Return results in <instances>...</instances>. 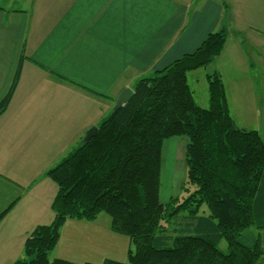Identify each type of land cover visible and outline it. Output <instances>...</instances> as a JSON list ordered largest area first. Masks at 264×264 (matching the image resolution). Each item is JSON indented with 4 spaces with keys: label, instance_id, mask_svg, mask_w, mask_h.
Here are the masks:
<instances>
[{
    "label": "crops",
    "instance_id": "1",
    "mask_svg": "<svg viewBox=\"0 0 264 264\" xmlns=\"http://www.w3.org/2000/svg\"><path fill=\"white\" fill-rule=\"evenodd\" d=\"M228 9L227 0H0V104L23 59L11 103L0 115V217L7 212L0 222V264L22 259L27 237L54 222L58 188L47 172L111 116L126 89L194 54L210 34L227 33ZM260 29H250L262 37L251 47L264 64V24ZM239 45L226 68L220 65L225 47L213 64L188 74L194 98L190 79L203 75L207 81L201 108L209 106L208 76L214 73L225 84L231 114V93L244 100L254 91L257 68L264 96V68L250 62L243 38ZM247 232L262 239L264 251V230ZM243 237L245 245H256Z\"/></svg>",
    "mask_w": 264,
    "mask_h": 264
},
{
    "label": "trees",
    "instance_id": "2",
    "mask_svg": "<svg viewBox=\"0 0 264 264\" xmlns=\"http://www.w3.org/2000/svg\"><path fill=\"white\" fill-rule=\"evenodd\" d=\"M227 41L225 31L210 34L194 54L137 81L133 97L98 127L97 137L47 172L58 188L55 220L27 237L23 258L14 264H73L50 260L61 230L68 221L92 223L101 214L110 217L114 233L130 240V264L260 263L261 246L240 238L252 228L264 230V140L237 126L218 73L208 76L206 109L188 83V74L213 64ZM22 64L0 115L11 103ZM175 138L187 140L186 197L164 205L162 154ZM203 206L209 214L201 215Z\"/></svg>",
    "mask_w": 264,
    "mask_h": 264
},
{
    "label": "rangeland",
    "instance_id": "3",
    "mask_svg": "<svg viewBox=\"0 0 264 264\" xmlns=\"http://www.w3.org/2000/svg\"><path fill=\"white\" fill-rule=\"evenodd\" d=\"M227 2L229 9L227 10L228 16H225L227 24H229L228 27H226L228 44L225 46L227 48L226 55L220 60V65L226 68L230 57H238L237 46L240 47L239 43L243 38L245 48H242L243 51L247 49V54L251 60L250 62H256V64H260V66L264 68V64L260 61V56L258 52H256L258 50L251 47L252 41H257L259 38L260 40L262 39L261 32L250 30L253 27L260 29L264 24V0H249L240 9L235 5V0H227ZM237 10H242L239 12L243 15H240ZM236 13L238 14L236 15ZM259 31H261V29ZM253 34L259 35L255 36ZM261 60L264 61V59ZM242 62L243 60L241 59V61H239L240 66H242ZM204 72L205 71H201L200 74H204ZM251 73L254 74L257 79L254 85V89L257 85L256 89L250 91L248 95L246 94L244 100L243 96L239 97L231 93V101L233 102L232 115L240 128L256 130L264 139V96L261 90V70L257 68V71ZM201 76L198 77L199 85L197 82L198 78L192 77L190 79V85L194 90L198 105L206 103L207 81ZM186 144L187 140L185 138H175L165 142L162 154L161 178V202L164 205L172 198H180V200H182V197H186V194L184 195V189H182L187 186L185 166ZM53 184L56 186L55 183ZM204 213L209 214L206 206H203L201 210V215H204ZM172 230L173 226L170 228V231ZM250 230H253V228ZM61 231L62 238L60 239L57 249L50 255L51 261H54V258L61 257L65 259V261L68 260L73 264H103L107 260L130 264L128 253L130 248L134 250V247L127 237L112 231L111 219L106 214H101L98 219L92 223H71V225H67ZM242 236H244L243 238L246 240V244H249V239H251V241L255 240L251 238L252 234L247 231ZM247 237L249 238L248 240ZM261 240V238L259 240L256 239L255 243L261 246ZM243 241L244 240H242V242ZM220 249L226 252V243L223 242Z\"/></svg>",
    "mask_w": 264,
    "mask_h": 264
},
{
    "label": "water",
    "instance_id": "4",
    "mask_svg": "<svg viewBox=\"0 0 264 264\" xmlns=\"http://www.w3.org/2000/svg\"><path fill=\"white\" fill-rule=\"evenodd\" d=\"M133 95H134V90L126 89L118 98V100L116 102V106L114 108V112H116V111L120 110L122 107H124L130 101V99L133 97ZM98 133H99L98 128H92L91 130H89L87 132L83 143H89L92 139L97 137Z\"/></svg>",
    "mask_w": 264,
    "mask_h": 264
}]
</instances>
